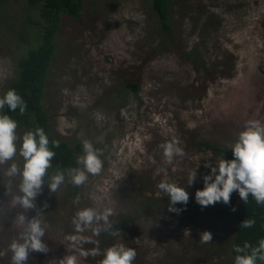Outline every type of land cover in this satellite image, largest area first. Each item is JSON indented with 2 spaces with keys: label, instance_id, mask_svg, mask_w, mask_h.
Returning a JSON list of instances; mask_svg holds the SVG:
<instances>
[{
  "label": "rangeland",
  "instance_id": "rangeland-1",
  "mask_svg": "<svg viewBox=\"0 0 264 264\" xmlns=\"http://www.w3.org/2000/svg\"><path fill=\"white\" fill-rule=\"evenodd\" d=\"M23 2L12 0L0 9V98L16 79L27 48L17 35ZM82 16L63 17L43 103L52 136L67 141L77 156L83 155V141H91L102 150L104 167L79 187L66 169H48L36 203L48 204L41 211L50 226L44 237L49 251L31 252L27 264H59L64 255L78 256L68 251L66 236L74 234L72 219L84 207L112 208L113 225L126 220L122 237L102 232L94 238L102 251L117 243L135 248L133 264H233L230 250L212 246L217 236L233 231L230 214L180 203L179 214L170 212L169 198L157 185L168 179L195 198L211 171L205 163L229 159L198 142L232 152L228 146L246 121L264 122V0H171L169 39L152 0H84ZM130 82L138 84L137 92ZM27 131L18 123L21 142ZM173 139L186 156L168 164L160 145ZM12 162L21 168L24 163L17 155L0 166V250L22 230L13 223L20 209L7 206L20 178L8 197L3 184V171ZM195 168L196 180L188 185ZM57 171L66 179L54 194L47 182ZM34 215L35 209L26 213L29 219ZM205 230L213 237L206 244L199 235ZM10 258L9 252L0 264H10ZM102 258L78 256L79 264H99Z\"/></svg>",
  "mask_w": 264,
  "mask_h": 264
},
{
  "label": "clouds",
  "instance_id": "clouds-1",
  "mask_svg": "<svg viewBox=\"0 0 264 264\" xmlns=\"http://www.w3.org/2000/svg\"><path fill=\"white\" fill-rule=\"evenodd\" d=\"M5 105L12 111L19 108L23 115L27 105L23 98L14 90L10 89L0 98V110ZM123 114V113H122ZM18 122L8 114H0V166L14 161L17 155L23 158V167L12 162L3 171L6 183L5 195L8 197L12 192L14 181L20 178L18 193L12 195L8 200L9 209H20L17 212L13 223L22 230L14 238L7 249L0 250V258L11 253L10 264H27L31 252L47 253L48 245L44 241L49 225L45 222L42 211L48 206L45 201L43 207H38L36 201L38 195L43 191L45 177L48 169L52 167V159L56 153L50 148L49 138L42 127L37 126L34 131H27L21 137L17 133ZM52 145L59 147V141H52ZM163 156L168 164H172L174 158H183L186 152L179 146V141L173 139L170 142L161 144ZM232 150L233 158L221 157L215 161L206 162L204 167L211 171L203 176L204 187L197 189L195 193L196 202L202 207L215 205L218 202L231 203V195L238 191L241 200L246 204L249 196L254 197L257 204L264 205V122L257 119H250L245 122L244 128L239 132L237 140L228 146ZM83 155L77 157V164L82 167L67 169V175L74 186H82L88 181L89 175L101 174L104 161L101 159L102 150L94 147L87 139L82 144ZM198 168V167H197ZM197 168L189 173L188 185L196 180ZM65 173L57 171L47 182L50 193H56L62 184L65 183ZM157 188L169 198L170 212L179 214L181 209L176 204L186 205L189 201V193L184 186H180L168 179L161 180ZM78 203V201H77ZM36 210V215L30 219L26 213ZM235 207L232 211H235ZM116 215L112 208L98 210L95 207H84L79 209L73 219L74 234H69L66 239L71 243L72 248L68 251L78 253L79 257L103 256L99 264H133L137 252L135 248L127 247L123 243H117L107 247L103 251L100 248L99 237L102 232H107L114 237H122L121 230L113 226L114 221L110 219ZM255 224L254 219H244L240 228H251ZM115 229V230H114ZM91 231L92 235H84ZM188 231V230H187ZM200 235L201 243L212 242V233L208 230ZM92 244L94 247L85 249L83 245ZM234 251L238 253L234 264H257V261H264V239H260L258 246H252L245 242L243 247L234 245ZM76 254L64 255L59 259V264H79Z\"/></svg>",
  "mask_w": 264,
  "mask_h": 264
},
{
  "label": "trees",
  "instance_id": "trees-1",
  "mask_svg": "<svg viewBox=\"0 0 264 264\" xmlns=\"http://www.w3.org/2000/svg\"><path fill=\"white\" fill-rule=\"evenodd\" d=\"M171 0H152V7L158 13L164 36L169 39L172 35V26L169 20V4ZM12 0H0V9L9 7ZM24 17L18 22L17 35L20 40L27 44L25 52L18 62V75L8 87L14 89L26 102L27 108L23 115L19 108L16 111L9 109L7 105L0 114H8L18 123H22L29 130L34 131L37 126L42 127L49 138V146L56 153L52 159V167L69 169L80 167L77 164V154L67 141L56 140L50 131V117L44 107V97L47 76L51 61L57 48V34L61 29L62 20L65 15L75 20L83 19L84 0H24L22 3ZM168 40H166L167 42ZM35 42V43H34ZM29 45V46H28ZM135 93L138 91L137 83H128ZM7 90V91H8ZM6 94V93H5ZM59 141V147L52 145V141ZM200 145L205 146L227 158H233L231 151L212 143L208 140H200ZM48 175V174H47ZM47 175L45 178H47ZM231 203L218 202L215 205L205 207L208 212L217 214H230L233 220V231L227 236H217L212 246L216 249L230 250V257L234 264L238 255L234 251V245L243 247L245 242L252 246H258L260 239H264V205L257 204L254 197L249 196L245 204L238 191L231 195ZM184 208L195 209L199 204L195 198L189 197ZM235 207V211L232 208ZM244 219H254L255 224L251 228H240ZM125 219L116 225V229H123ZM219 251V250H218ZM257 264H261L257 261Z\"/></svg>",
  "mask_w": 264,
  "mask_h": 264
}]
</instances>
